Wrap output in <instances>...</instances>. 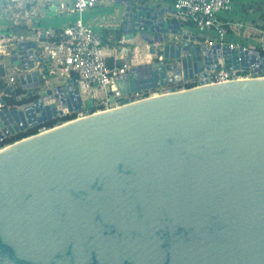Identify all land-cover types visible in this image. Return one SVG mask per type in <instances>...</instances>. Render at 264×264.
<instances>
[{"label": "water", "instance_id": "95a60500", "mask_svg": "<svg viewBox=\"0 0 264 264\" xmlns=\"http://www.w3.org/2000/svg\"><path fill=\"white\" fill-rule=\"evenodd\" d=\"M117 1L124 41L152 56L161 46L170 61L146 58L116 78L119 90L164 92L0 151V264H264V79L177 92L209 64L195 37L165 20L171 6ZM34 58L33 41L10 52L31 70L19 81L32 100L0 112V138L92 106L76 78L53 84Z\"/></svg>", "mask_w": 264, "mask_h": 264}, {"label": "built area", "instance_id": "2783aa9c", "mask_svg": "<svg viewBox=\"0 0 264 264\" xmlns=\"http://www.w3.org/2000/svg\"><path fill=\"white\" fill-rule=\"evenodd\" d=\"M10 1L14 3L19 0ZM104 1L72 0L68 4L65 2L52 4L55 13L59 17L67 16L69 20L64 23L59 22L57 26L48 25L45 27L38 24L32 27L30 40L35 42L41 58V66L37 70L41 77L44 79L58 77L68 80L71 79V76H75L73 78L77 79V88L82 100H92L91 108L84 107L82 110L73 112H69L66 108L62 110L63 113L57 118L75 115V119L79 120L97 113L138 103L153 98L154 94L159 96L164 92V89H160L153 92L126 95L119 90L116 78L133 67L132 60L126 61L121 67L114 66L110 68L108 59L117 49H112L101 30H97L85 21L86 13L99 7ZM108 1L117 4V14L119 12L118 1ZM254 1L173 0L171 7L175 14H168L165 20L170 23L177 21L181 35L195 37L193 44L201 47L202 58H207L206 61L209 63L208 65L205 64L204 71L194 75L193 79L182 80L180 83L174 84L173 87L177 92L219 83L264 78V58L263 60L260 59L264 54V28L253 26L252 23L247 27V23L230 19L235 6L238 9V6H247V4H252ZM253 6H249L243 16L252 14ZM121 21L118 24L119 27ZM246 28L249 29L247 32ZM173 37L175 44H181V37ZM22 41H25L23 37L15 39L9 36L0 37V66L7 70V88L0 91V112L25 106H18L10 102L13 99L21 100L27 97V91L24 89L25 93H15V90L21 86L20 75L26 72L19 67H14L10 59L11 50L17 43ZM124 42V38H121L120 41H117V44L122 45ZM156 47L155 55L152 56L147 52L145 58L152 59L154 57L164 63L170 62L165 61L163 55H158V50H161L162 47L158 45ZM225 47L230 50V70L225 68L223 51ZM125 50V48L121 49L122 52ZM242 57H244L245 64H243ZM251 57L255 58V67L249 65ZM215 63L219 66V69L214 68ZM178 65H180V62H178ZM256 71H260L261 75L256 76ZM203 73L206 75L200 77ZM99 91L103 95H99ZM160 91L163 92L159 94ZM6 138H0V151L16 142L7 144L4 142Z\"/></svg>", "mask_w": 264, "mask_h": 264}, {"label": "crops", "instance_id": "0c3cea01", "mask_svg": "<svg viewBox=\"0 0 264 264\" xmlns=\"http://www.w3.org/2000/svg\"><path fill=\"white\" fill-rule=\"evenodd\" d=\"M14 6H22L24 11L22 12L24 18V24L22 25V29L26 32L28 31L29 35L23 37L25 41H32L31 38V29L34 25H44L45 27L48 25L57 26L59 22H66L69 20V17H59L57 13H55L52 4H56L58 2H65L66 4L70 3L72 0H19L18 2H11ZM173 0H149V3L158 4L160 7L163 6H171ZM119 12L116 14L117 4L113 1L105 0L102 4L99 5L96 9L90 10L85 15V21L92 25L97 30H101L103 34L106 36V41H109L112 49L116 48L117 51L113 52L110 56L114 61H121L125 63L126 61L132 60V65L136 66L142 63H146V46L142 43H139V40L136 38L131 42H124L122 45L117 44L111 34H114L116 31L121 32V38L123 39V33L118 26L120 20H123V15L125 13V6L123 3H118ZM239 9V8H238ZM237 6H235L234 12L230 15L231 20H239L236 16L235 11H238ZM240 11V10H239ZM18 18V15H16ZM236 17V18H235ZM224 18V17H222ZM112 25V27H111ZM116 25L117 27L115 28ZM119 27V28H118ZM6 36L0 33V37ZM8 36V35H7ZM122 48L126 50L124 52L121 51ZM39 53V52H38ZM40 57V56H39ZM41 59V58H40ZM33 70H38L41 66V62L38 60L33 61ZM2 67V66H0ZM5 70V75L1 78L6 84V68L2 67ZM19 71V70H17ZM31 70H26L25 72H29ZM19 73V72H18ZM75 76H71L73 79ZM70 79V78H69ZM68 79V80H69ZM51 83L60 85L66 83L68 80H63L58 77H53L48 79ZM1 91V90H0ZM99 95H103L101 91L98 92Z\"/></svg>", "mask_w": 264, "mask_h": 264}, {"label": "rangeland", "instance_id": "374dc122", "mask_svg": "<svg viewBox=\"0 0 264 264\" xmlns=\"http://www.w3.org/2000/svg\"><path fill=\"white\" fill-rule=\"evenodd\" d=\"M238 8V11H235V13L241 23H247V27L252 23L253 26L255 25L264 28V5L260 9L258 8V5H254L252 8V14L250 13V15L245 16H243V14H245L247 10L245 11L244 5H241V7L238 6ZM23 11L24 8H22V6L16 7L8 0H0V33L6 36L8 35L14 39L20 37V35H24L25 37L28 36V31L26 32L22 29V25L25 22L22 14ZM16 15H18V18ZM247 30L249 29L246 28V32ZM161 92L163 91L158 93L160 94Z\"/></svg>", "mask_w": 264, "mask_h": 264}, {"label": "trees", "instance_id": "16d2710c", "mask_svg": "<svg viewBox=\"0 0 264 264\" xmlns=\"http://www.w3.org/2000/svg\"><path fill=\"white\" fill-rule=\"evenodd\" d=\"M252 5H258V8L260 9L264 5V0H255L252 4L251 3L247 4V6L244 5L245 10H248L249 9L248 6L251 7ZM111 36H112V38L115 41H120L121 37H122L120 31L114 32V34H111ZM122 65H123V63L121 61H114L112 58L108 59V66L110 68H113L114 66L121 67ZM3 75H5V70L2 67H0V90L7 88L6 84L4 83L3 79L1 78ZM15 93L16 94H22V93H25V91L20 86V87H18L15 90ZM31 100H32L31 98L24 97L21 100H14L13 99L10 102L12 104L21 106V105H25V104L30 103ZM73 118H75V115H68V116H65V117L55 118L53 120L46 121L44 123L29 127L28 129H26L24 131H21V132L15 134V135L7 137L4 142L7 143V144L8 143H12V142H14L16 140H19L21 138L37 134L39 132V130L42 129V128L49 129V128H52L53 126H56V125L61 124L63 122L69 121V120H71Z\"/></svg>", "mask_w": 264, "mask_h": 264}, {"label": "bare ground", "instance_id": "6f19581e", "mask_svg": "<svg viewBox=\"0 0 264 264\" xmlns=\"http://www.w3.org/2000/svg\"><path fill=\"white\" fill-rule=\"evenodd\" d=\"M261 79H264V78H261ZM158 94H154V97H159V96H157Z\"/></svg>", "mask_w": 264, "mask_h": 264}]
</instances>
